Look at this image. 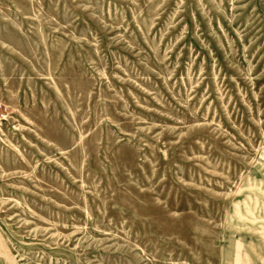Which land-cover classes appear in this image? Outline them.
Here are the masks:
<instances>
[{"label":"rangeland","instance_id":"obj_1","mask_svg":"<svg viewBox=\"0 0 264 264\" xmlns=\"http://www.w3.org/2000/svg\"><path fill=\"white\" fill-rule=\"evenodd\" d=\"M0 264H264V0H0Z\"/></svg>","mask_w":264,"mask_h":264}]
</instances>
